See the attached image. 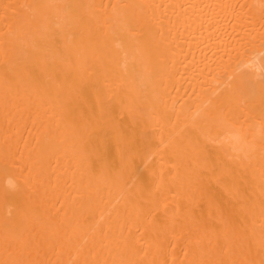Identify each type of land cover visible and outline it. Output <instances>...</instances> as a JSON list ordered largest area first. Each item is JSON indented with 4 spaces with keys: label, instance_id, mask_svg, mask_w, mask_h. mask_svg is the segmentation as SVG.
Here are the masks:
<instances>
[{
    "label": "bare ground",
    "instance_id": "6f19581e",
    "mask_svg": "<svg viewBox=\"0 0 264 264\" xmlns=\"http://www.w3.org/2000/svg\"><path fill=\"white\" fill-rule=\"evenodd\" d=\"M0 264H264V0H0Z\"/></svg>",
    "mask_w": 264,
    "mask_h": 264
}]
</instances>
